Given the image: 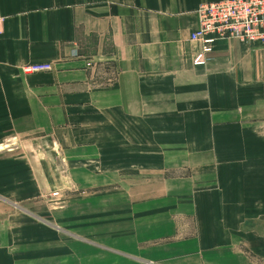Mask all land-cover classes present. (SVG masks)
I'll return each instance as SVG.
<instances>
[{
    "label": "crops",
    "instance_id": "obj_1",
    "mask_svg": "<svg viewBox=\"0 0 264 264\" xmlns=\"http://www.w3.org/2000/svg\"><path fill=\"white\" fill-rule=\"evenodd\" d=\"M219 1L0 0V264H264V46L195 65Z\"/></svg>",
    "mask_w": 264,
    "mask_h": 264
},
{
    "label": "built area",
    "instance_id": "obj_2",
    "mask_svg": "<svg viewBox=\"0 0 264 264\" xmlns=\"http://www.w3.org/2000/svg\"><path fill=\"white\" fill-rule=\"evenodd\" d=\"M198 27L191 42L199 46L195 65H206L220 41L235 40L243 44L264 46V0H224L202 4L197 10ZM4 19L0 18V36ZM50 64L24 67L26 75L52 71ZM60 198V192L53 195Z\"/></svg>",
    "mask_w": 264,
    "mask_h": 264
},
{
    "label": "rangeland",
    "instance_id": "obj_3",
    "mask_svg": "<svg viewBox=\"0 0 264 264\" xmlns=\"http://www.w3.org/2000/svg\"><path fill=\"white\" fill-rule=\"evenodd\" d=\"M6 144L7 143L0 145V153H2L4 150H6V148L9 145L10 146L12 145V143H10L8 145H6ZM29 146H31L30 149L28 148ZM27 148L29 150L33 151L32 153L36 157V163H37L38 167L41 163H45V162L48 165V162L51 160V158L53 159V163H52V167H53L52 168V181H53V183L56 182L58 179H60V181H62L61 187L68 189V187L70 185L71 186L73 185L71 183H65L63 180V178H67L68 172L71 173L70 172L71 167H70V164L65 163L66 162L65 158H63L61 156V153L58 152V148L55 145H53L51 154L48 153V149H49L48 146L37 145V153L35 154L34 153L35 145L31 141V139H28V138L27 139H21V138L17 137L16 138V151L19 153L18 155L23 159H29V155L27 153V151H28ZM46 152H47V154H46ZM133 157H134V161H135L137 158L140 157V155L134 154ZM148 157H149L148 161L154 160V162H155V161L159 160V155H158V157L155 155H148ZM151 158H152V160H151ZM76 167H78V163H75L73 166V168H76ZM120 171H122V174H124L125 172H127L129 174L130 173H132V174L137 173L138 174L140 172L138 169H135V168H133L132 170H126V171L120 170ZM72 187L74 188V186H72ZM54 189H56V188H54ZM73 190H75V191H71V192H76V194L80 193V190L78 188H75ZM56 192L57 191H55L54 193H56ZM52 195L50 196V200H49L47 206L49 205L50 209L53 212V215L55 216L56 214L60 213V211H62L66 207V205H68L69 202L72 201L71 200L72 198H68L65 196L66 198H64V200L62 202H57L54 200Z\"/></svg>",
    "mask_w": 264,
    "mask_h": 264
}]
</instances>
